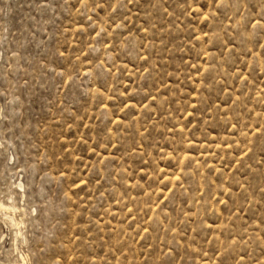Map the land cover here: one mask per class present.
Segmentation results:
<instances>
[{
    "label": "rangeland",
    "instance_id": "obj_1",
    "mask_svg": "<svg viewBox=\"0 0 264 264\" xmlns=\"http://www.w3.org/2000/svg\"><path fill=\"white\" fill-rule=\"evenodd\" d=\"M0 264H264V0H0Z\"/></svg>",
    "mask_w": 264,
    "mask_h": 264
},
{
    "label": "bare ground",
    "instance_id": "obj_2",
    "mask_svg": "<svg viewBox=\"0 0 264 264\" xmlns=\"http://www.w3.org/2000/svg\"><path fill=\"white\" fill-rule=\"evenodd\" d=\"M177 178V177H176ZM175 180V179H174ZM169 183V182H168Z\"/></svg>",
    "mask_w": 264,
    "mask_h": 264
}]
</instances>
